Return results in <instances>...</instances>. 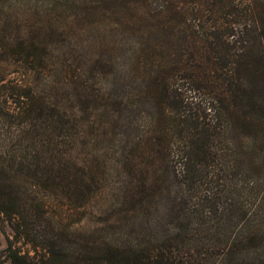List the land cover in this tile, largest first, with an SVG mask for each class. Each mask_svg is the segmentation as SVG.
<instances>
[{"label":"trees","instance_id":"1","mask_svg":"<svg viewBox=\"0 0 264 264\" xmlns=\"http://www.w3.org/2000/svg\"><path fill=\"white\" fill-rule=\"evenodd\" d=\"M64 1L9 0L7 25L27 33L11 37L8 47H21L37 77L59 85L51 90L69 95L76 88L96 104L88 131L120 128L116 164L124 181L114 224L128 203L135 221L102 240L96 232L64 239L59 223L37 231L26 222L48 213L36 197L19 198L17 176L30 190L69 200L97 181L87 160L72 156L71 122L38 102L36 84L10 82L0 59V99L15 104L13 113L0 104V130L19 124L15 139L0 146V214L18 215V230L35 246L31 258L8 247L11 264H264V0ZM72 5L85 17L96 12L94 26L105 22L107 30L90 31L99 33L98 54L79 65L72 49L48 48L53 33L39 31L57 21L45 14ZM184 86L208 103L186 100ZM15 89L25 90L13 95ZM37 248L45 252L38 256Z\"/></svg>","mask_w":264,"mask_h":264},{"label":"rangeland","instance_id":"2","mask_svg":"<svg viewBox=\"0 0 264 264\" xmlns=\"http://www.w3.org/2000/svg\"><path fill=\"white\" fill-rule=\"evenodd\" d=\"M9 0H0V59L2 61L1 67L5 70V77L12 82L13 79H21L25 85H31L34 88L36 84V95L39 100L42 99L47 103L49 107H55L56 111L62 115V122H71V133L76 137V145L74 152L72 153L73 158L78 163H85L92 168V175L95 178L96 183L89 184L85 188H81L80 192L75 193L74 197L67 199L62 197L59 193L50 191L48 189H35L30 190L27 184V179L17 176L16 188L18 189L19 198L26 200V193L28 195L36 197L35 199L41 201L47 210V215L40 217L36 215L29 225H35V229L39 231V228L47 227L50 225L60 224V228L63 229L61 235L64 239L82 240L87 236L90 237L92 232H96L94 238L107 239L111 238L114 233L126 232L130 230V224H134V214L131 211L133 204H127V209L122 214L123 221L119 224H114L116 220V212L118 204L121 202V187L124 181V172L117 166L116 161L118 160L117 149L118 141L120 139V128L111 127L110 129H98L96 131H88L86 129L87 121L93 117V109L95 105L90 100H87L80 92L73 89L71 94L67 95V91H64L60 87L58 90H51L50 87L53 82H49L46 74L38 75L37 72L30 69V67H36V62L25 63L26 60L21 56V47H8V43L11 42V37L23 35L26 31H15V27L9 28L6 23V17L8 13ZM64 2L70 4L71 0H65ZM40 6V5H39ZM38 6V7H39ZM100 12L105 11V7L102 4H98ZM49 9V4H45L42 10ZM98 14L91 12V16L86 17L81 14V8L79 5L70 6L65 13L61 14L58 11L49 12L45 14L47 20H55L46 24L45 27L39 31H49L53 35L47 39L45 44L48 48H64L66 51L72 49V58L75 59L78 65L81 63L80 60L87 58L88 54L92 52L96 55L98 51L94 50L95 43L99 39V33L90 31H107L104 24L99 28L94 26L95 17ZM70 17L79 18L80 21L76 25L70 24ZM29 24H33L36 20L35 17L29 19ZM83 31H87L84 33ZM31 37L36 39L38 36L37 32L29 31ZM35 47H39L38 43L34 44ZM33 50V49H32ZM4 59H7L5 61ZM104 69L97 67L95 72L102 73ZM94 72V73H95ZM31 73V80L28 79L27 74ZM25 77V78H24ZM49 77V76H48ZM90 81L97 87V78L94 74L89 75ZM92 77H95L94 79ZM10 82L6 83L5 86L11 87L13 84ZM59 86L54 84L53 87ZM25 89L13 90V95H20L24 93ZM183 92L185 93L186 100L193 101V103H200L205 105L208 100L203 95L191 92L184 86ZM12 93V92H8ZM5 95V92L3 93ZM4 97V96H3ZM15 97V96H13ZM11 99V98H10ZM10 99L1 98L0 104L9 109L10 113H13L15 104ZM21 99V98H20ZM25 102V100H20ZM201 101V102H198ZM37 102V103H38ZM17 102L16 104H20ZM20 111V110H15ZM50 114L52 111L50 110ZM115 120H118L119 115H115ZM107 117L105 114L102 115V122L105 123ZM11 123H13L11 125ZM107 123V122H106ZM11 127L8 129L0 130V146L10 144L15 137L12 135L13 132L18 131L19 124L18 120H12L8 122ZM106 125V124H105ZM7 126V125H6ZM8 131H11L9 134ZM83 131V134H81ZM17 140V139H16ZM60 141H65L64 138H60ZM81 142V143H80ZM78 156V157H77ZM81 157L82 159H80ZM88 176H90L88 174ZM87 176V177H88ZM25 179V180H24ZM32 191V193L30 192ZM33 197V198H34ZM89 199V201H87ZM12 201L6 202L8 210L13 209ZM11 207V208H10ZM39 209V208H37ZM13 209L12 212H14ZM10 211V212H11ZM126 216V218H124ZM21 221L18 215L15 214L9 218V215L0 214V264H11L8 259V247H12L18 250L22 255L29 258L35 256L34 245L32 240L27 238L25 234L18 230L17 227H21ZM33 223V224H32ZM19 225V226H18ZM129 225V226H125ZM57 227V226H55ZM112 227L114 230H111ZM22 228V227H21ZM37 255L40 256L45 251L37 248Z\"/></svg>","mask_w":264,"mask_h":264}]
</instances>
